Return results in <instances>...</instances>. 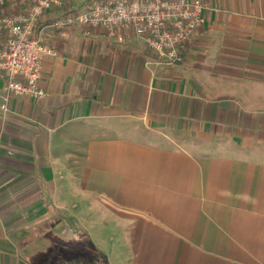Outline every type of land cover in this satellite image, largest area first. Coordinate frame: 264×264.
<instances>
[{
    "label": "crops",
    "instance_id": "crops-1",
    "mask_svg": "<svg viewBox=\"0 0 264 264\" xmlns=\"http://www.w3.org/2000/svg\"><path fill=\"white\" fill-rule=\"evenodd\" d=\"M203 1L180 63L41 17L47 95L0 108V264L70 216L100 263L264 264V0Z\"/></svg>",
    "mask_w": 264,
    "mask_h": 264
},
{
    "label": "built area",
    "instance_id": "built-area-1",
    "mask_svg": "<svg viewBox=\"0 0 264 264\" xmlns=\"http://www.w3.org/2000/svg\"><path fill=\"white\" fill-rule=\"evenodd\" d=\"M11 12L0 17V70L7 78V93L0 92V108L9 110L11 97L45 98L40 87L42 63L59 50L37 37L42 16L59 10L51 25L65 29L77 24L84 32L103 28L124 39L131 31L142 38L157 57L168 63L184 60L188 42L206 22L203 0H92L83 12L72 0H0Z\"/></svg>",
    "mask_w": 264,
    "mask_h": 264
},
{
    "label": "rangeland",
    "instance_id": "rangeland-1",
    "mask_svg": "<svg viewBox=\"0 0 264 264\" xmlns=\"http://www.w3.org/2000/svg\"><path fill=\"white\" fill-rule=\"evenodd\" d=\"M88 2L89 0H72L71 8L78 12H83L84 9L88 7ZM9 8L10 3L8 2L0 4V9L4 12L3 15L7 13ZM40 228L41 231H45L47 226H42ZM12 231H14L13 235L17 240H19L21 246L24 247L25 245L24 252L27 255L30 254L36 264H70V262L65 260H68L71 257L73 258L74 256L82 257L86 252L90 251L94 253L98 259H102L103 257L100 254L102 251L96 246V243L88 237H84L83 234L80 233L79 226L72 216L65 219L64 225H59L53 228L52 232L48 234L47 237L40 238L35 241L34 247L33 230H19L18 226H16L12 229ZM38 235L40 237L42 234L38 232L37 236ZM28 243L29 245L27 246L26 244ZM32 254H35V256L33 257Z\"/></svg>",
    "mask_w": 264,
    "mask_h": 264
},
{
    "label": "trees",
    "instance_id": "trees-1",
    "mask_svg": "<svg viewBox=\"0 0 264 264\" xmlns=\"http://www.w3.org/2000/svg\"><path fill=\"white\" fill-rule=\"evenodd\" d=\"M92 0H89V2H91ZM88 2V3H89ZM91 259V262H89V264H92L93 263V261H95L94 259H96L97 258V256L94 254V253H92L91 251L90 252H86L85 254H84V256H82V257H76V256H74L73 258L71 257L70 259L71 260H65V261H67V262H75V261H78V260H80V259H82V260H88V259Z\"/></svg>",
    "mask_w": 264,
    "mask_h": 264
},
{
    "label": "water",
    "instance_id": "water-1",
    "mask_svg": "<svg viewBox=\"0 0 264 264\" xmlns=\"http://www.w3.org/2000/svg\"><path fill=\"white\" fill-rule=\"evenodd\" d=\"M106 259H107L106 263H99V264H110V262L108 261L107 256H106ZM70 264H85V263H82V262H73V263H70Z\"/></svg>",
    "mask_w": 264,
    "mask_h": 264
},
{
    "label": "flooded vegetation",
    "instance_id": "flooded-vegetation-1",
    "mask_svg": "<svg viewBox=\"0 0 264 264\" xmlns=\"http://www.w3.org/2000/svg\"><path fill=\"white\" fill-rule=\"evenodd\" d=\"M75 262H82V263H84V260L80 259V260L75 261ZM71 263H73V262H71ZM99 263H100V262H98V261H93L92 264H99ZM85 264H86V263H85ZM87 264H89V263H87Z\"/></svg>",
    "mask_w": 264,
    "mask_h": 264
}]
</instances>
